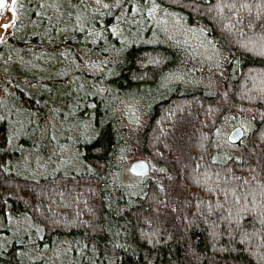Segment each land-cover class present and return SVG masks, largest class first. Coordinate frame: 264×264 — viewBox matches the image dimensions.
<instances>
[{"label":"trees","instance_id":"obj_1","mask_svg":"<svg viewBox=\"0 0 264 264\" xmlns=\"http://www.w3.org/2000/svg\"><path fill=\"white\" fill-rule=\"evenodd\" d=\"M164 19L219 52L201 67L218 91L178 82L196 65L175 62L191 48L166 41ZM227 106L252 114L245 159L214 153ZM137 150L158 171L135 182ZM0 264H264V0H15L0 42Z\"/></svg>","mask_w":264,"mask_h":264},{"label":"rangeland","instance_id":"obj_2","mask_svg":"<svg viewBox=\"0 0 264 264\" xmlns=\"http://www.w3.org/2000/svg\"><path fill=\"white\" fill-rule=\"evenodd\" d=\"M8 4L6 8L2 11L0 16V42L3 41L11 31V27L13 25V22L15 20V3H13V0H7ZM7 25L8 27L5 28L4 26ZM186 26V25H185ZM183 25L179 21L173 20V19H164L162 22H158V31H160V34H164V37L167 39L166 41H173L175 40L174 44H177L179 46L188 45L191 48L190 55H187L186 50L183 51L185 54H179L175 57L176 63H182L183 60L189 61L191 58L194 61V64L196 67L194 68H185L184 66L181 67L178 66V71L175 72L178 74L179 80L183 81H193L196 84H201L203 82V86L205 88H209L210 93L213 91H218L220 87V82L217 81V76L214 74H209L207 77H202L204 70L201 67L204 68H216V64L218 61H220L219 52L213 47L212 43L209 39L206 38V36L199 34L197 37H190L189 35L184 36L183 31ZM190 32H195V28L193 26H187L186 27ZM155 35V34H153ZM182 37V38H179ZM179 39V40H178ZM183 49V48H182ZM182 52V53H183ZM199 66V67H198ZM177 67V66H175ZM199 71L200 74L196 76V72ZM206 74V71H205ZM171 80V79H170ZM173 82V83H172ZM178 82L174 81H167V83L173 84V86H176ZM205 91V89H203ZM155 91V90H154ZM59 96L67 95V88L60 89L58 91ZM139 99H141L139 101ZM149 100L146 91H138L137 92V101L147 103ZM138 102V103H139ZM218 127L215 129L213 133V150L216 154V157L221 160H226L231 157H235L237 159H245L248 156L249 153V144L248 140H246V134L250 131L252 128V114L251 112H245L240 110V108L234 107V106H227L226 110L224 111L223 117L221 118ZM235 127H241L243 130V138L240 142L236 144H232L228 141V136L230 131ZM63 132V131H59ZM42 133V139L44 142L47 141V138L49 137V134L47 133V129H44ZM50 137L53 139H56L58 141H61L62 138L57 133H51ZM136 150V149H135ZM70 157H66V160L70 161ZM136 160H145L149 164V167L152 168L155 172H157L158 168L155 165H152V161L144 156L140 150H137L134 153H131L127 156L126 160L124 161V170L127 171V173L130 175L131 180L133 181H139V176H134L129 172V166L132 162Z\"/></svg>","mask_w":264,"mask_h":264},{"label":"water","instance_id":"obj_3","mask_svg":"<svg viewBox=\"0 0 264 264\" xmlns=\"http://www.w3.org/2000/svg\"><path fill=\"white\" fill-rule=\"evenodd\" d=\"M4 4L7 6L8 4L7 0H4ZM6 6L0 7V16H1L2 11L6 8ZM242 138H243L242 128L235 127L230 131L229 136H228V141L232 144H236L240 142ZM129 172L134 176L143 177L149 174L150 167L147 161L136 160L130 164Z\"/></svg>","mask_w":264,"mask_h":264},{"label":"snow or ice","instance_id":"obj_4","mask_svg":"<svg viewBox=\"0 0 264 264\" xmlns=\"http://www.w3.org/2000/svg\"><path fill=\"white\" fill-rule=\"evenodd\" d=\"M13 3H15V0H13ZM4 6H6V5L4 4V0H0V7H4ZM4 27L7 28L8 26L5 25Z\"/></svg>","mask_w":264,"mask_h":264}]
</instances>
